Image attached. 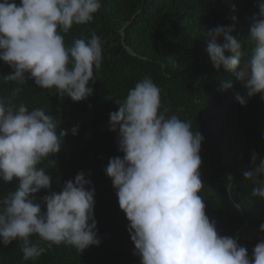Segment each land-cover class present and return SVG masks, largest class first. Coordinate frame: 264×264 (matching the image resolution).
Here are the masks:
<instances>
[{
    "label": "clouds",
    "instance_id": "clouds-1",
    "mask_svg": "<svg viewBox=\"0 0 264 264\" xmlns=\"http://www.w3.org/2000/svg\"><path fill=\"white\" fill-rule=\"evenodd\" d=\"M101 6V0H0V61L13 69L4 76L5 82L17 85L13 96L28 79L42 89L55 88L73 102L93 95L89 84L103 62L101 39L93 32L66 46L62 33L93 21ZM234 31V26L222 25L209 29L207 52L217 71L234 74L244 92L234 98L246 106L249 98L264 93V3L253 17L250 49L242 51ZM221 38L223 43L218 42ZM222 87L231 89L233 82ZM21 102L0 93V182L17 184L15 191L0 197V244L21 247L23 263H33L53 245L80 253L99 246L95 189L85 173L41 198L42 190L55 191L41 165L61 151L69 132L43 108L30 110ZM116 103L109 130L118 132L123 156L110 158L105 172L129 221L140 264H264V239L250 257L238 237L221 236L207 216L199 194L204 186L199 172L204 137L193 131L190 121L161 111V90L152 78L145 76ZM77 132L78 127L71 129L72 135ZM257 159L253 153L252 168L243 176L255 184L251 196L264 200V158L259 165ZM260 230L264 232V224Z\"/></svg>",
    "mask_w": 264,
    "mask_h": 264
},
{
    "label": "trees",
    "instance_id": "trees-1",
    "mask_svg": "<svg viewBox=\"0 0 264 264\" xmlns=\"http://www.w3.org/2000/svg\"><path fill=\"white\" fill-rule=\"evenodd\" d=\"M261 3L264 0H101L93 21L62 33L66 46L77 38H90L93 32L101 39L103 62L95 82L89 84L93 95L80 102L61 98L55 88L42 89L32 79L19 85L22 91L13 96L17 85L4 81L13 69L0 61L2 98L21 99L30 110L43 108L58 120L60 129L69 132L61 151L41 165L51 175L55 190H42L41 198L85 173L95 189L94 217L101 241L82 253L71 246L53 245L33 263H23L21 247L0 244V264H140L129 221L105 169L110 158L123 156L118 132L109 130V114L118 110L116 101L122 102L145 76L161 90V111L190 121L193 131L204 137L199 169L204 186L199 194L206 214L221 236L238 237L251 257L264 239L260 230L264 200L251 196L255 184L243 173L251 170L253 153L257 165L264 158V93L241 106L234 98L236 93L244 94L241 85L233 73L214 68L207 45L209 29L234 26L242 51L250 49V28ZM218 42L223 43L222 38ZM227 81L233 82V88L223 90ZM73 127H78L76 135L71 134ZM16 187L0 182V197ZM41 246L47 247L46 242L41 241Z\"/></svg>",
    "mask_w": 264,
    "mask_h": 264
}]
</instances>
